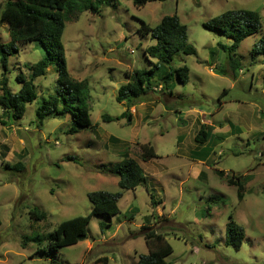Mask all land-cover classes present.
Returning <instances> with one entry per match:
<instances>
[{"label":"rangeland","instance_id":"rangeland-1","mask_svg":"<svg viewBox=\"0 0 264 264\" xmlns=\"http://www.w3.org/2000/svg\"><path fill=\"white\" fill-rule=\"evenodd\" d=\"M243 8L259 13L261 28L229 59L217 44L230 41L203 23ZM172 14L186 25L196 50L172 62L188 66L189 81L181 84L175 76L169 94L154 76V90L128 110L116 99L118 88L155 62L143 53L154 39L138 32L140 21L154 26ZM262 36L264 0H150L139 6L118 0L67 21L61 37L66 68L72 80L87 85L93 128L69 133L67 113L38 121L42 97L56 86L53 64L34 79L37 97L20 119L0 107V264H136L148 251L147 230L171 245L169 264H264V54L251 52ZM8 41L7 25L0 22V43ZM45 55L38 41L19 43L5 72L0 64V80L5 76L9 89L18 91L16 76L28 79L27 65ZM126 110L129 121L114 119ZM201 121L215 130L208 143L194 140ZM143 144L159 157L142 161ZM124 153L139 162L146 180L123 191L111 224L102 228L109 218L95 215L85 239L44 252L45 236L60 221L90 212L89 192L119 190L108 169ZM6 161L23 168L6 169ZM231 176L242 181L241 199L227 181ZM230 214L244 232L237 245L225 244Z\"/></svg>","mask_w":264,"mask_h":264},{"label":"trees","instance_id":"trees-1","mask_svg":"<svg viewBox=\"0 0 264 264\" xmlns=\"http://www.w3.org/2000/svg\"><path fill=\"white\" fill-rule=\"evenodd\" d=\"M147 1L150 0H133V3L139 6ZM117 3L118 0H6L3 6L0 5V22L7 25L9 35L8 42L0 43V64L4 72L7 69L8 56L17 50L19 43L38 41L46 52L39 61L27 65L28 79L22 75L16 76L17 81L21 83L18 91L12 92L8 87L7 78L5 76L1 78L0 107L3 114L9 115L13 120L20 119L25 113L26 105L32 103L37 97L34 79L44 75L46 68L53 64L57 72L56 86L53 94H47L46 98L42 97L36 109L38 121L42 122L47 116H63L67 113L71 117L69 133L92 129L87 85L84 81H75L69 77L61 37L65 23L76 17L77 13L82 11L96 13L100 11L102 5ZM203 26L230 41V44H217L221 50L228 53L230 59L244 39L260 31L261 17L257 11L251 9L226 10L204 22ZM138 32L142 36L149 35L154 39V43L147 46L143 53L153 58L155 62L152 68L129 76L130 79L118 88L116 99L118 102L124 101L128 110L137 99L154 90L155 86L151 81L156 78L157 82L160 81L156 83L160 86V90L167 91L169 94H173L171 82L175 76L181 84H187L188 66L183 64L173 67L172 62L175 55L196 53L194 46L188 42L186 25L176 14L164 15L154 26L141 20ZM251 52L264 54V36L254 43ZM233 61L237 60L233 59ZM128 110L114 119L126 117L129 121L131 115ZM103 120L109 121L112 117L104 115ZM210 129V126L201 124L194 140L200 143L205 142L210 136ZM140 157L145 162L159 156L153 146L143 144ZM69 159L72 157L68 156L67 160ZM4 168L21 170L23 166L21 163L11 165L6 161ZM108 170L118 177L119 190L89 192L90 212L60 221L54 230L45 236L48 242L42 249L44 252L49 250L56 253L58 248L76 244L85 239L87 224L95 215L105 214L109 218V222L101 223L102 228L110 225V217L119 213L118 200L123 196V191L133 190L146 180L139 162L129 158L125 153L123 158L110 165ZM227 181L230 185L237 187V198L241 199L243 184L240 178L231 176ZM30 213L35 216V219L41 218L36 209L31 210ZM229 219L225 226V244H240L244 234L243 228L232 220L231 214ZM144 240L148 251L138 256L136 264H169L165 257L172 252V247L161 233L147 230L144 233Z\"/></svg>","mask_w":264,"mask_h":264},{"label":"crops","instance_id":"crops-1","mask_svg":"<svg viewBox=\"0 0 264 264\" xmlns=\"http://www.w3.org/2000/svg\"><path fill=\"white\" fill-rule=\"evenodd\" d=\"M201 122H202V121H201ZM211 123H212V122H210V124H205V123L202 122V124H204V125H208V126L211 127V131H212V132H210V135H211V133H212V135H213V132H214L215 130H214V128L212 127V124H211ZM212 135H211V136H212ZM211 136H209V137L207 138V140H206L207 143L210 142ZM218 138H222V137L219 136ZM206 141H205V142H206ZM203 143H204V142H203ZM204 146H205V145H204ZM204 146H203V147H204ZM199 161H202V160H199ZM143 171H144V170H143ZM151 201H152V200H151ZM143 225H144V224H143Z\"/></svg>","mask_w":264,"mask_h":264}]
</instances>
